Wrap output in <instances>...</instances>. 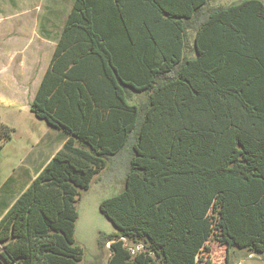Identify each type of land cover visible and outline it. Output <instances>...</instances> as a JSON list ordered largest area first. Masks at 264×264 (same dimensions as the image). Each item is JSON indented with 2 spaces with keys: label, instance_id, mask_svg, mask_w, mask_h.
Segmentation results:
<instances>
[{
  "label": "trees",
  "instance_id": "1",
  "mask_svg": "<svg viewBox=\"0 0 264 264\" xmlns=\"http://www.w3.org/2000/svg\"><path fill=\"white\" fill-rule=\"evenodd\" d=\"M29 110L67 138L1 214L0 264H79L75 202L112 157L107 264L264 255L262 0H73Z\"/></svg>",
  "mask_w": 264,
  "mask_h": 264
},
{
  "label": "rangeland",
  "instance_id": "2",
  "mask_svg": "<svg viewBox=\"0 0 264 264\" xmlns=\"http://www.w3.org/2000/svg\"><path fill=\"white\" fill-rule=\"evenodd\" d=\"M240 0H208L209 6H226ZM264 2V0H262ZM72 0H0V123L13 128L10 139L0 146V216L18 192L29 182L36 166L48 158L55 144L43 149L38 165L26 161L36 155L40 142L52 133L65 132L49 126L45 120L34 116L29 104L38 87L53 52L55 41L68 13ZM131 100L145 101V95L134 94ZM119 157H112L104 169L91 180L87 189H80L75 207V243L83 249L79 264H107L109 242L98 245L100 232L116 231L112 222L100 211V202L119 192L124 183V164ZM26 166L29 172L23 174ZM38 169V168H37ZM20 178L16 183L13 180ZM13 179V180H12ZM24 182V183H23ZM124 244L133 251L143 249L141 243ZM209 252L200 258H210L214 264H264V255L252 254L232 247L226 261V249L211 239ZM199 264H203L199 262Z\"/></svg>",
  "mask_w": 264,
  "mask_h": 264
},
{
  "label": "crops",
  "instance_id": "3",
  "mask_svg": "<svg viewBox=\"0 0 264 264\" xmlns=\"http://www.w3.org/2000/svg\"><path fill=\"white\" fill-rule=\"evenodd\" d=\"M72 3H73V0H72V2H71V4H70V7H69V10H68V13L66 14V17H65V20H64V22L66 21V19H67V16H68V14H69V12H70V9H71V6H72ZM208 5H209V3H208ZM64 22H63V24H64ZM62 28V27H61ZM55 44H56V41H55ZM54 47H55V45H54ZM53 50H54V48H53ZM53 53V52H52ZM52 56V55H51ZM51 58V57H50ZM50 61V60H49ZM48 64H49V62H48ZM48 66V65H47ZM47 68V67H46ZM46 70V69H45ZM45 70H44V72H45ZM44 74V73H43ZM43 74H42V76H43ZM42 76H41V78H40V81H41V79H42ZM40 81H39V84H40ZM39 84H38V86H39ZM38 88V87H37ZM37 90V89H36ZM36 90H35V92H36ZM34 95H35V93H34ZM138 95H140V94H138ZM142 95H143V93H142ZM34 97V96H33ZM33 99V98H32ZM32 101V100H31ZM130 102H132V103H136V102H133L132 100L130 101ZM66 134V133H65ZM66 138H67V134L65 135V136H61L60 135V133L59 132H55L54 134L52 133V137H50V138H48V139H46L45 141H42V142H40V143H42L41 144V148L38 150V152L36 153V155H33V156H31L27 161H26V163L28 164V165H38L37 164V161L39 160V158L42 156V154H43V149H45V148H48L47 146L48 145H53L54 143H56L57 141H58V144H55L56 145V148L53 150V152L52 151H50L51 153H49V156H48V158L45 160V162L43 161L41 164H40V166L38 165V166H36V168H35V171H34V173L32 174V175H30L29 176V182H27V184H25V186L23 187V188H21V190L18 192V193H20L30 182H31V180L35 177V175L38 173V171L47 163V161L53 156V154L61 147V145L63 144V142L66 140ZM38 168V169H37ZM30 170H29V167L28 166H26V168L24 169V171H23V174H21V175H25V173L26 172H29ZM13 180V179H12ZM17 181H21V179L19 178L18 180H17V178H16V180H13V182H17ZM24 183V182H23ZM14 200V199H13ZM11 204V203H10ZM7 207V206H6ZM5 207V208H6ZM5 211V210H4Z\"/></svg>",
  "mask_w": 264,
  "mask_h": 264
},
{
  "label": "built area",
  "instance_id": "4",
  "mask_svg": "<svg viewBox=\"0 0 264 264\" xmlns=\"http://www.w3.org/2000/svg\"><path fill=\"white\" fill-rule=\"evenodd\" d=\"M130 251H131V253H135V251H133V250H131V249H130ZM136 252H137V251H136Z\"/></svg>",
  "mask_w": 264,
  "mask_h": 264
}]
</instances>
